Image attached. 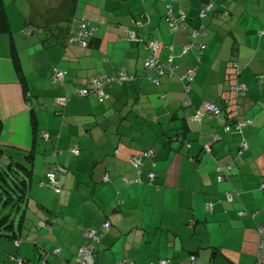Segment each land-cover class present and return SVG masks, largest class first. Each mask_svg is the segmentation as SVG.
<instances>
[{
    "label": "crops",
    "instance_id": "crops-1",
    "mask_svg": "<svg viewBox=\"0 0 264 264\" xmlns=\"http://www.w3.org/2000/svg\"><path fill=\"white\" fill-rule=\"evenodd\" d=\"M4 1L11 31L0 33V146L25 180L19 204L26 212L19 245L0 235V264H16L11 254L36 264L46 252L50 264H77L79 246L89 241L83 233L105 221L110 228L93 247L97 264L175 262L193 253L203 262L253 264V229L264 225V35L257 33L264 0H68L66 18L45 26ZM206 3L212 8L201 18ZM169 15L182 25L171 29ZM74 17L96 27L87 46L68 40ZM149 39L160 45V60L172 56L174 74L158 75V83L145 72ZM191 41L202 48L183 54ZM56 66L67 73L63 84L50 80ZM190 67L185 90L178 76ZM120 71L134 78L104 86V101L75 94L92 77ZM239 82L243 96L231 89ZM65 94L70 101L61 106L56 99ZM205 102L219 115L193 120ZM246 119L237 132L232 124ZM242 137L247 149L239 153ZM146 148L154 157H143L137 170L130 156ZM55 164L67 168L57 176L61 193L42 184Z\"/></svg>",
    "mask_w": 264,
    "mask_h": 264
},
{
    "label": "built area",
    "instance_id": "built-area-1",
    "mask_svg": "<svg viewBox=\"0 0 264 264\" xmlns=\"http://www.w3.org/2000/svg\"><path fill=\"white\" fill-rule=\"evenodd\" d=\"M211 3H206L204 9H202L200 11L199 16L201 18H205L207 15V11H209L212 7H211ZM168 25L170 26L171 29H176L179 26L182 25V23H179L178 21H176V19L171 15L168 16ZM138 24H140L141 22L136 21ZM71 27L69 29V33H68V40L70 43H77L78 45L81 46H87L89 43V40L91 39L92 35L94 34L96 27L92 26L91 24H89V21L85 18L82 17H74L71 20L70 23ZM28 31L31 32V29H29ZM258 34H262L264 35V29L258 30L257 31ZM127 36L131 39H134L135 34H133L132 31H128L127 32ZM198 46V48H202V44L201 43H194V41L191 42H187L184 43L183 47H182V53L185 54V52L187 51L188 48H190L191 46ZM144 46L147 48L148 50V56L147 59L144 63L145 66V72L147 73V75L149 74L150 71L153 72V74H155L156 76H147V78L155 83H158L159 81L157 80V76L158 75H162V73H168V75H173L174 74V68L171 65V59L172 56H169L166 60H160V58L157 56V52L160 48V45L158 44V42L155 39H149L147 41H145ZM198 58V56H197ZM234 65V63H233ZM50 73V80L53 84H63L64 80H65V76H66V72L64 69H62L59 66L53 67L52 70L49 72ZM194 75V68H188L185 70V72L183 74H181L180 76H178V78L180 80H183L184 83V88L186 90L187 85L189 82L192 81V77ZM134 77L127 74L125 71H120L118 73H116V75H99V76H94L92 77V79H90V83L91 86L87 87V86H81V88H77L75 90V94L78 96H87L89 94H94L98 97L99 101H104L105 98H107L109 96V94L106 93V91H104V86L106 85H113L116 83H123L127 80H131ZM231 89L235 90L236 94L243 96L245 94V85L241 82L234 84L233 86H231ZM71 96L68 94L62 95V96H58V98L56 99V102L59 103L61 106H65L69 101H70ZM185 104H187V102H184ZM218 107L213 104V103H208L205 102L203 104V111L199 110H195L193 115L191 116V118L197 122L201 121L202 115H204L203 113L207 114L208 116H218ZM250 119H246V121H239L236 120L232 125L234 127V129L237 132H241L242 127L246 126L248 123H250ZM231 127V125L225 124L224 129L225 130H229ZM43 137L45 139H48L50 136V133L48 131H43L42 132ZM215 138V137H214ZM213 139V138H212ZM203 149H205V151H209V142H205L203 144ZM239 150L238 152L241 153L243 151H245L247 149V144L244 140V138L242 137L239 143ZM71 151L75 154H77L79 152L77 147H73L71 149ZM1 154V152H0ZM143 157H147L149 159L154 157V152L152 150V148H146L143 149L142 151H140L137 154H133L130 156L129 162L137 169L139 170V167L142 163V159ZM67 168L64 167L63 165L60 164H55L53 166V168L51 170H49V172H47L46 177L48 182L44 183L42 182L43 185H46L47 187L51 188L54 192L56 193H61V182L59 181V179H57V176L59 174H61V172H66ZM147 175L149 177V180L151 181L154 178V173L151 170L147 171ZM104 180L108 181V179L110 178L108 176L107 173H105L103 175ZM222 175H218L217 179L220 180L222 179ZM131 181H135V180H131ZM131 181L126 180V183H130ZM262 187H264V184H261ZM226 199L227 200H232V195L229 192H226L225 194ZM206 208L208 210H210L209 208V203L206 204ZM244 211L243 210H239L238 214H243ZM110 223L109 221H105L102 224V227H100L99 230L93 229V228H88L84 233V237L88 238L89 241L87 242V244H82L79 246V250L76 254V257L74 259V261L77 264H97V260H95L94 257V244L98 243L101 238L103 237L104 233H106L109 228H110ZM38 226L40 227H45L48 230L51 229V226L48 222H46L45 220H39L38 222ZM256 234H257V246H256V250H255V258H254V262L253 264H264V225H256V227L253 229ZM22 238L18 237L15 239V245H19L22 242ZM60 247L59 246H54L52 248V252L54 254H59L60 253ZM47 255L48 252L46 253H42L39 261L36 262V264H50V262H48L47 259ZM11 259L15 261L16 264H24L23 263V259L20 256H16V255H11ZM112 264H138L135 263L133 261H129L126 258L120 259V260H116L113 261ZM143 264H214L210 261H200L197 259V257L193 254H189L187 255L186 258H182L180 260L177 261H171L167 258H160L157 261H152V262H146ZM231 264V263H229Z\"/></svg>",
    "mask_w": 264,
    "mask_h": 264
},
{
    "label": "trees",
    "instance_id": "trees-1",
    "mask_svg": "<svg viewBox=\"0 0 264 264\" xmlns=\"http://www.w3.org/2000/svg\"><path fill=\"white\" fill-rule=\"evenodd\" d=\"M11 31L10 28V22H9V17L6 14V4L4 0H0V33H8ZM32 31V29H31ZM13 51V49H12ZM14 53V51H13ZM14 63L16 64V69L18 71V75H20V64L17 61V57L14 54ZM21 76V75H20ZM32 121H33V125H35V121L34 118L32 116ZM3 128V123L0 119V132L2 131ZM0 159L5 155V149L3 146H0ZM6 156V155H5ZM9 157V156H8ZM18 164L13 163H7L5 164V169H1L0 170V181L4 182L6 185H8V187L11 189V192L5 190V193L7 194V197L4 199L3 204H12L14 206L13 211L16 212L18 215V220L16 222V224L14 223V217H12V213L14 212H9V213H5L3 216L0 217V235L1 236H7L8 238H11L12 241L15 242V239L18 237H21V231L23 230L22 228V224L24 222L25 219V209H21V205L19 204L21 199L24 197L23 194L21 192H19V189H23L22 185L24 183V179H19L17 175H15L13 178L17 179L19 182L16 181H11L13 182V185H11L8 181H6V177L7 175V170H9L10 172H14L15 167ZM20 167V165L18 166ZM23 191V190H21ZM0 199H1V194H0ZM21 209V210H20ZM4 230V231H3ZM15 244V243H14ZM13 255V254H11ZM11 255H9V259H11ZM14 263L15 261L12 260Z\"/></svg>",
    "mask_w": 264,
    "mask_h": 264
},
{
    "label": "rangeland",
    "instance_id": "rangeland-1",
    "mask_svg": "<svg viewBox=\"0 0 264 264\" xmlns=\"http://www.w3.org/2000/svg\"><path fill=\"white\" fill-rule=\"evenodd\" d=\"M9 4H12L14 8L18 9L21 4L23 6L24 12L29 15L30 20L33 23H39L41 26H45L46 20L48 22L52 21L55 16L59 17L60 14L64 13L66 18V12L69 11L70 5H68V0H6ZM57 22H61V20H58ZM7 161H14V159L9 158L8 156H3L0 159V170L5 169V160ZM6 170V169H5ZM21 172L17 169L14 170V172H10L7 170V177L6 181H8L11 185H13V182H19L17 179L13 178L15 175H20ZM19 178V177H18ZM12 179V181H11ZM5 190L11 192V189L6 185L4 182L0 181V217L3 216L5 213L14 212V206L12 204H3L4 199L7 197V194L5 193ZM14 209V211H13ZM18 214L16 212L12 213V217H14V223L16 224L18 220ZM4 231V230H3Z\"/></svg>",
    "mask_w": 264,
    "mask_h": 264
}]
</instances>
